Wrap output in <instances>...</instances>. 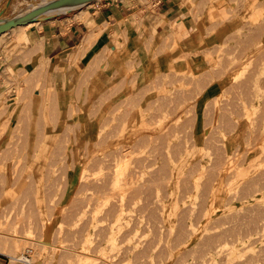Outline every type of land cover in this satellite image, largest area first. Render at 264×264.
Masks as SVG:
<instances>
[{"label": "rangeland", "instance_id": "1", "mask_svg": "<svg viewBox=\"0 0 264 264\" xmlns=\"http://www.w3.org/2000/svg\"><path fill=\"white\" fill-rule=\"evenodd\" d=\"M67 1L0 0V20L88 6ZM187 1L217 36L201 66L167 40L159 73L140 83L131 62L115 99L85 106H53L62 88L46 84L47 60L0 32L1 98L15 108L0 147V264H264V0Z\"/></svg>", "mask_w": 264, "mask_h": 264}, {"label": "crops", "instance_id": "2", "mask_svg": "<svg viewBox=\"0 0 264 264\" xmlns=\"http://www.w3.org/2000/svg\"><path fill=\"white\" fill-rule=\"evenodd\" d=\"M125 1L92 0L76 13L55 15L25 31L31 63L46 59V84L61 85L63 94H52L53 106L59 97L78 100L84 106L109 95L115 99L120 83L131 78L129 68L134 61L139 82H147L161 70L156 54L167 40L177 53L184 54L188 67L201 66L200 53L217 36L208 34L211 26L199 7L194 12L187 0H153L150 5L145 0ZM227 5V0L212 2L217 11ZM3 64L0 55V147L15 121V108L6 109L1 98L5 93ZM44 109L43 104L41 113ZM49 111L48 117L52 115ZM92 127L88 124V131Z\"/></svg>", "mask_w": 264, "mask_h": 264}, {"label": "bare ground", "instance_id": "3", "mask_svg": "<svg viewBox=\"0 0 264 264\" xmlns=\"http://www.w3.org/2000/svg\"><path fill=\"white\" fill-rule=\"evenodd\" d=\"M80 2H82V3H84V4H90V2H91V0H73V1H71V2H66V3H69V4H73V3H80ZM28 4V3H27ZM32 9V8H31ZM28 11H29V9H28ZM30 13H31V11H30ZM26 14V13H25ZM22 16H23V14H22ZM20 14L18 15V18L19 19H14V20H12V21H5V20H0V32L2 31V29H4L5 27H7V26H10L9 27V30H11V31H14V32H16V33H18V35H19V38L20 39H22L23 40V42H26V37H25V31L30 27V26H32V25H34L36 22H38V18L37 17H40V16H37V17H35V16H33V15H27L26 17H22ZM182 22V21H181ZM6 31H8V30H6ZM2 33H3V31H2ZM5 33V32H4ZM2 36V35H1ZM188 151V150H187ZM179 158V157H178ZM234 161V160H233ZM250 168V167H249ZM116 171V170H115ZM121 173L122 172H120L119 171V173L118 172H116V175H115V172H114V175H115V178L114 179H116L117 180V183H118V180L120 179V177H121ZM113 174V173H112ZM186 177V176H185ZM183 178V177H182ZM189 178V177H188ZM113 179V178H112ZM113 179V180H114ZM181 179V178H180ZM112 180V181H113ZM116 180H114V181H116ZM181 180H183V179H181ZM184 180H185V178H184ZM188 180V179H187ZM191 180V179H190ZM114 184V185H113ZM119 184V183H118ZM118 184H116V182L115 183H112V185H113V187L111 188V190L112 191H117V190H119L121 187L118 185ZM30 195V194H29ZM27 197V196H26ZM10 206V205H9ZM19 206V205H18ZM28 206V205H27ZM31 206V205H30ZM41 211V210H40ZM41 213L43 214V211H41ZM10 214V213H9ZM41 214V215H42ZM6 216V215H5ZM4 218V217H3ZM6 218V217H5ZM3 224V223H2ZM116 224V223H115ZM113 227V226H112ZM111 228V227H110ZM48 229V228H47ZM113 230V229H112ZM47 233V232H46ZM48 234V233H47ZM75 255V254H74ZM73 256V255H72ZM12 257V256H11ZM18 258H16V260L14 261L13 260V262H15V263H17L16 261H24L25 263H27V264H34L33 263V261L31 260H25L21 255L20 256H17ZM14 258V257H13ZM74 258V257H73ZM15 259V258H14ZM48 262H50V261H48ZM76 263V262H75Z\"/></svg>", "mask_w": 264, "mask_h": 264}, {"label": "water", "instance_id": "4", "mask_svg": "<svg viewBox=\"0 0 264 264\" xmlns=\"http://www.w3.org/2000/svg\"><path fill=\"white\" fill-rule=\"evenodd\" d=\"M91 1H92V0H91ZM9 27H10V26L5 27L4 29H2V31L4 32V31H6V30H9ZM2 31H1V33H2Z\"/></svg>", "mask_w": 264, "mask_h": 264}]
</instances>
